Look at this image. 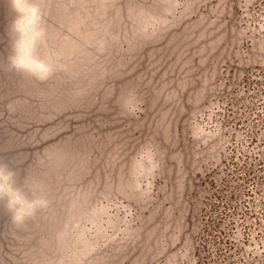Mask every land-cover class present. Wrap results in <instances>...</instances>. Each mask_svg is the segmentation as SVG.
Wrapping results in <instances>:
<instances>
[{
    "label": "rangeland",
    "instance_id": "rangeland-1",
    "mask_svg": "<svg viewBox=\"0 0 264 264\" xmlns=\"http://www.w3.org/2000/svg\"><path fill=\"white\" fill-rule=\"evenodd\" d=\"M0 264H264V0H0Z\"/></svg>",
    "mask_w": 264,
    "mask_h": 264
}]
</instances>
